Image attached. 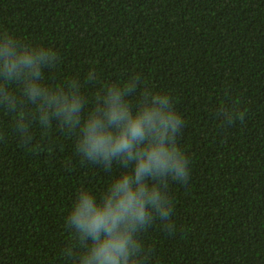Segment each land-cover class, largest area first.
Masks as SVG:
<instances>
[{
	"label": "trees",
	"instance_id": "16d2710c",
	"mask_svg": "<svg viewBox=\"0 0 264 264\" xmlns=\"http://www.w3.org/2000/svg\"><path fill=\"white\" fill-rule=\"evenodd\" d=\"M2 31L57 52L50 87L76 78L91 99L136 77L181 115L190 178L169 182L175 231L144 230L143 264H264V0H0ZM13 120L0 109V264H71L79 188L100 196L123 169L55 123L24 145Z\"/></svg>",
	"mask_w": 264,
	"mask_h": 264
},
{
	"label": "clouds",
	"instance_id": "9594fccd",
	"mask_svg": "<svg viewBox=\"0 0 264 264\" xmlns=\"http://www.w3.org/2000/svg\"><path fill=\"white\" fill-rule=\"evenodd\" d=\"M59 60L50 48L0 32V109L14 117L24 145L32 144L37 126L43 132L55 123L76 137L75 149L85 160L108 171L114 164L123 169L100 196L79 188L65 220L70 236L65 261L143 264L144 230L159 221L164 230L175 231L169 182L185 184L191 173L178 142L184 120L169 96L136 77L101 86L91 99L76 78L60 87L42 83L44 71ZM87 76L98 80L95 70ZM223 115L232 121V114Z\"/></svg>",
	"mask_w": 264,
	"mask_h": 264
}]
</instances>
